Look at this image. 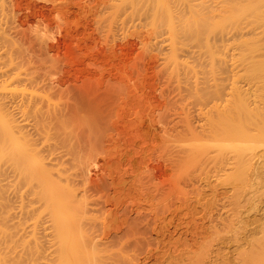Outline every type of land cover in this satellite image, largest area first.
<instances>
[{
	"label": "rangeland",
	"instance_id": "obj_1",
	"mask_svg": "<svg viewBox=\"0 0 264 264\" xmlns=\"http://www.w3.org/2000/svg\"><path fill=\"white\" fill-rule=\"evenodd\" d=\"M0 1V5L4 4L3 9L0 6V11L3 10L0 19L4 21L0 24V50L5 60H0L4 62L0 63V69L10 67L19 78L22 75L16 87L23 84L17 91L4 93L6 100L4 94L1 96L3 105L10 97L23 96L21 107L6 103L10 110L5 109L16 121L18 134H24L21 136L40 150L53 178L66 186L72 200L77 195L73 202L76 208L81 204L83 212L78 215L79 209L73 204L69 216H74V212L78 217L83 214L79 218L83 222L76 221L83 223L80 236L86 234L91 264H243L247 257L240 254L246 251L250 256L251 248L256 250L258 243L261 252L264 251V159L259 158L263 164L257 159L263 148L256 150V156L252 152L256 158L251 155L254 159L246 160L253 157L248 156L247 150H244L248 153L244 152L246 158L235 153L232 149L237 145L235 142L232 147L228 143L226 149V143H220L224 145L222 150L218 142V147L215 142H210L211 146L205 142L213 133L209 132V126L220 125L218 118H228L226 121L232 120L231 123L238 119L234 105H238L239 95L245 94L243 101L248 105L244 110L250 104V114L255 110L259 118L264 116V91L260 99L254 96L261 87L254 94V89H249L255 88V74L256 79L252 76L254 79L249 80L244 77L246 73L243 76L244 73L238 72L236 81L228 83L236 75L229 74L228 63L223 60L228 52H223L224 55L220 52L225 51L226 36L222 34L221 38L219 31L211 35L210 29L207 33L206 23L210 25L212 20L208 21L211 15L208 8L214 9L217 0ZM217 7L215 13L220 11L216 12ZM212 27L209 28L214 30ZM206 43L208 49L211 43L216 50L207 51ZM210 51L222 57L220 61L216 57L220 66L214 62V77L209 73L212 67L207 65L214 57ZM10 63L16 64L15 67ZM0 76L4 77V73ZM211 77L217 79L213 81ZM261 77L260 83L264 82V76ZM215 82L225 86L212 90L219 86ZM234 84L242 89V94L234 86L227 88ZM235 95L238 98L234 102ZM229 96L235 104L226 101ZM239 109L242 110L241 105ZM227 112L236 117H228ZM239 113L249 115L248 111ZM17 119L22 123L18 124ZM255 119L249 123L255 124ZM239 125L241 130L242 126L250 127ZM257 128L263 142L264 131ZM4 168H7L4 173L10 174V167ZM8 174L5 176L10 184L14 182V173L13 180ZM20 183L23 204H32L25 182ZM19 184L15 188H20ZM33 187L39 188L35 182ZM6 190L15 200L9 198L11 205L18 203L15 204L18 207L19 196L15 199L10 188ZM34 201L37 202V196L33 200L38 207L35 215L39 217L37 264L49 261L54 264L58 248L52 245V215L45 212L41 200V203ZM13 206L12 214L17 212ZM24 208L22 214L17 212L23 221L27 218ZM14 218H18L17 214L12 215ZM256 254L252 253L253 259Z\"/></svg>",
	"mask_w": 264,
	"mask_h": 264
},
{
	"label": "bare ground",
	"instance_id": "obj_2",
	"mask_svg": "<svg viewBox=\"0 0 264 264\" xmlns=\"http://www.w3.org/2000/svg\"><path fill=\"white\" fill-rule=\"evenodd\" d=\"M215 1V0H214ZM219 1V2H218ZM1 2V1H0ZM2 3H4L3 2V0H2ZM213 3H211V5H212ZM218 4V5H217ZM2 5V4H1ZM0 5V6H1ZM4 5V4H3ZM3 5L1 6L2 7V9L4 8L3 7ZM220 6V8H218L217 6ZM209 7V6H208ZM212 7V6H211ZM208 8V11H210V9H211V11L213 10V12H214V9H215V7H217L216 8V12L218 11V10H220L218 13H215L214 12V15H213V13L210 11L209 12V14L208 15H212V17H211V15H210V17H209V19H208V17H207V19H208V21L210 20V19H212V20H210L211 22H209L210 23V25L209 24H207L206 23V26L208 25V27H207V33H209V29L210 30H212V31H210V34H211V32H215L216 34H218V32L217 31H219L220 32V37L222 38V34H224V36H226V37H224V38H226V40L228 41L227 42V44H226V40L225 39H223V40H225V45H226V47H225V51H220V52H224V53H227L228 52V54H225L224 55V53L222 54V55H224V56H226L227 57V55H228V59L227 58H224L223 57V60L224 61H226L227 63H228V71H229V74H231V73H233V74H231V75H234V73H235V77H231L232 79H233V81L231 82H229L228 81V83H231V84H233L234 83V80L237 78V74H241V73H244L243 74V76L245 75V73H246V75L244 76L245 78H248L249 80L251 79V80H253L255 77L257 78H255L256 80L255 81H253V83H255L256 82V85L254 84V86H255V88H249V89H254L253 90V94L254 93H256V90H259V89H257V88H260L261 89V91L259 92V94L257 93V94H255V96L254 97H256V95H258V97L260 98L261 96H263V91H264V82L263 81H261L262 83H260V80L262 79V77L261 76H264V0H217V2H215V6H214V9H213V7L212 8ZM2 12H3V10H2ZM1 11H0V13H2ZM3 14V13H2ZM1 14V15H2ZM0 15V16H1ZM205 16H207V15H205ZM213 16H215V17H217L216 19H214V17ZM4 17V16H3ZM3 17H1V18H3ZM4 19V18H3ZM215 21H214V20ZM1 20L2 19H0V24L1 23H4V21L3 22H1ZM205 20V19H204ZM213 21V22H212ZM6 22H7V20H6ZM214 23V24H213ZM212 27V28H214V30L213 29H211V28H209V27ZM7 27V26H6ZM4 30V29H3ZM4 32V31H3ZM0 34H2V27H1V29H0ZM216 34H214L213 33V35H216ZM130 35V34H129ZM212 35V34H211ZM2 35H0V37H1ZM127 37V36H126ZM130 38V37H129ZM214 38V37H213ZM1 39V38H0ZM223 40H220L221 42L223 41ZM216 42H217V40H216ZM212 44H214V42L212 41L211 42ZM211 43H210V48H211V50H212V52H214L215 50H216V45H215V47H213L212 45H211ZM218 45H219V42H218ZM222 45V47L224 48V44H221ZM207 46H208V44L206 43L205 44V47H206V49H208L207 48ZM212 47L214 48V50L212 49ZM221 47V49L220 50H224L223 48ZM3 48V47H2ZM209 48V49H210ZM219 48V47H218ZM6 49V48H5ZM161 49V48H160ZM209 49L207 50V51H209ZM218 50V49H217ZM2 51H4V49L2 50ZM206 51V52H207ZM219 51V50H218ZM218 51H216L217 53H218ZM161 52V51H160ZM159 52V53H160ZM0 56L2 55V53H4V52H1V50H0ZM209 54H211V55H215V53H211V51L210 52H208ZM207 53V54H208ZM208 54V55H209ZM219 55H221L220 53H218V55L217 56H214L213 57V59L215 58L216 60H208V61H210V63H211V61H213L212 63H211V66H209L210 65V63L209 62H207V63H209V64H207L208 65V67L210 68V67H212V72H210V70H209V73H211L212 74V76H213V74H215L214 73V71H213V69L215 70V68H214V62H215V64L217 63V62H219L220 61V59H222V57L221 56H219ZM4 56L2 55L1 56V58H0V60L2 61H5L4 59H2ZM209 57H211L212 58V56H209ZM208 57V58H209ZM216 57H219L218 58V60L219 61H217V58ZM207 58V57H206ZM206 58H204V60L206 59ZM9 60H12V58H9ZM20 60V59H19ZM223 60H221V62L223 61ZM228 60V61H227ZM217 61V62H216ZM223 61V62H224ZM10 62V61H9ZM12 63H13V61H11ZM205 62H206V60H205ZM1 64L2 63H4V62H0ZM12 63H10L11 64V66H12V68L13 67H15V66H13V65H16V64H13L12 65ZM16 63V62H15ZM0 64V65H1ZM7 64H8V67L10 66L9 65V63L7 62ZM224 64H225V62H224ZM18 65V64H17ZM216 65H218V66H220L219 64H216ZM224 66V65H223ZM225 66H226V64H225ZM0 67H2V66H0ZM4 67V66H3ZM7 67V66H6ZM22 67V66H21ZM216 67V66H215ZM222 67V66H221ZM227 67V66H226ZM10 68V67H9ZM9 68L8 69H0V72H1V70H2V73L1 74H3L4 73V77H2V76H0V78L2 77V79H0V264H37L38 262H37V260H38V258L36 257V254H37V248H39V241H38V237H37V233H38V230H37V225H38V218L39 217H37V215H35L36 214V212H34V210H37V208L34 206L35 204H33V200L36 198V196H37V202L39 203L40 202V200H41V202L42 203H44V207L48 210H46L45 212H47V214L49 215L50 213V215H52V216H50L51 218H50V220H51V222H50V227L53 229L52 230V232L53 233H51V234H53L52 235V245H54V248H58V250H57V252H56V259H55V263L54 264H84V263H86L85 261H88V263H90L89 262V258H90V255H92V253L90 252L89 253V249H87L88 248V246H89V242L88 243H86V241H85V236H86V234L85 235H83L84 233H86V231L82 234L83 235V238L80 236L81 235V233L84 231V229L82 230V228H83V223H81V222H78V221H76V220H79V218H82L81 216L83 215V214H80L81 216H79L78 217V212L79 211H81L80 210V208H81V204H79L80 205V208H79V206H78V204H77V208H76V206H75V204H74V199L75 198H77L76 196H75V198L72 200V195L69 193V191H67L68 189H65L66 188V186H65V188L63 187V186H61L60 184H59V182L58 181H56L54 178H53V176H52V173H51V171H50V168L47 166V164H46V161L44 162V160H43V158L41 157V154H40V150L36 147V145L35 144H31L30 143V141H29V143L26 141L27 140V138H26V140L23 138L24 136V134L22 135V134H18V131L19 130H16L17 128H16V126H14V123L16 124V121L14 122V120H12V118L10 117V112L8 113L7 112V110L9 109H7V107H5L6 106V103H8V105L10 104V106L11 105H13V106H15V107H21V105L23 104V96H21V97H19V98H17L18 97V94H17V97L15 96V97H10L11 99H7L8 101H6L5 102V100H6V96H5V94L4 93H6L7 94V91L9 92V93H11L13 90H16V88H18L19 89V87L21 86V85H23L22 83H21V85H19V87H16V86H18V85H16L15 83L17 82V81H19L18 80V78H19V75H18V73L16 72V71H11V70H9ZM218 68V67H217ZM216 68V69H217ZM17 70H19L18 68H16ZM15 69V70H16ZM4 70V71H3ZM9 70V71H8ZM8 71V72H7ZM216 71V70H215ZM220 71V70H219ZM231 72V73H230ZM239 72V73H238ZM20 73V72H19ZM24 73V72H23ZM0 74V75H1ZM26 74V73H25ZM219 74V73H218ZM240 74L238 75V76H240ZM247 74H250L251 75V77H249ZM254 74H255V77H254ZM29 76V75H28ZM211 76V75H210ZM248 76V77H247ZM254 78H253V77ZM257 76H259V77H257ZM32 77V76H31ZM214 77V76H213ZM213 77H211L212 78V80L214 79ZM215 77H217V76H215ZM4 78V79H3ZM20 78H22V75H21V77ZM19 78V79H20ZM253 78V79H252ZM264 78V77H263ZM215 79H217V78H215ZM215 79L213 80V81H215ZM248 79H246V80H248ZM260 79V80H259ZM22 80V79H21ZM229 80V79H228ZM257 80H259V82L257 81ZM213 81H212V83H213ZM236 81V80H235ZM248 82V83H247ZM247 82H245V83H247V85L249 84L250 85V82L249 81H247ZM257 82H258V84L260 85H258L257 84ZM30 83H31V81H30ZM211 83V84H212ZM19 84V83H18ZM215 84H217L216 82H215ZM214 84V85H215ZM262 84V85H261ZM32 85V84H31ZM217 85H219V86H215V88L214 89H212V90H215L217 87L218 88H220V85L221 84H217ZM225 85H227V81H226V84ZM225 85H221V87L222 86H225ZM246 85V86H247ZM252 85V84H251ZM229 86H231V87H227V88H229V89H231L232 88V86H234V88L235 89H237L238 87L234 84V85H229ZM213 87V86H212ZM251 87V86H250ZM253 87V86H252ZM224 88V87H223ZM222 88V89H223ZM233 88V89H234ZM232 89V90H233ZM246 89H248V88H246ZM249 89H248V91H249ZM217 90V89H216ZM226 90V89H225ZM263 90V91H262ZM11 91V92H10ZM17 91V90H16ZM206 91V90H205ZM227 91V90H226ZM225 91V92H226ZM231 91V90H230ZM229 91V92H230ZM238 91H242V89H237L236 90V92H238ZM244 91H245V89H244ZM228 92V91H227ZM236 92H234V94L236 93ZM239 92V93H240ZM245 92H247V91H245ZM244 92V93H245ZM251 92V91H250ZM249 92V93H250ZM258 92V91H257ZM8 93V94H9ZM215 93V92H214ZM216 93H217V91H216ZM238 93V94H239ZM262 93V94H261ZM4 94V96H2ZM13 94L14 93H12V96H13ZM200 94V93H199ZM230 94V93H229ZM241 94H242V92H241ZM10 95V94H9ZM20 95H21V93H20ZM19 95V96H20ZM231 95L233 96V93L231 92ZM230 95V96H231ZM245 94H242L241 95V97H240V95H239V98L238 97H236V95H235V98L233 99V101L236 99V98H238V100L236 99V101H238V105L240 104L241 105V109L242 110H240L239 108H240V105H239V108H235V105H236V107L238 106L237 105V103L235 104L233 101V103L235 104L234 105V112H235V110H237L236 111V116H238L237 118L238 119H236L234 122H232L231 123V121L232 120H230V122L229 121H226L228 118H226V119H222V118H218V117H220L219 116V114H218V116H217V118H218V120H220V122H218V123H220V125L217 123V121H216V123L218 124H216V123H214V125L216 126L217 125V127H219V130H217L218 128L217 127H213V128H215V129H213L211 126H213V124L211 125V126H209V132H213V133H210L209 135H210V139L208 138V139H206V140H209V141H205V142H207V144L208 143H214V145L216 146V142H218V144H222V143H224V145H225V143H226V146L224 147V145L222 146L221 144H220V146H222V148H221V150L223 149V147L226 149V147H227V144H228V147H232V144H233V142H235V144H239V147L241 148V150H240V148L238 149V146L236 147V146H234V147H232V149H234L233 151H235V153H237V154H242V157L246 154H250V155H248V156H251V155H253V153H254V155L256 156V150H260V149H262V150H264V147H263V145L264 144H261V143H264V141L262 142V137L260 138V135H261V133L260 132H258V131H256L255 129L257 128L258 130H260V131H264V122H261V121H264V116H261V118H259L260 116L259 115H256L257 114V112H255V110L254 111H252V112H254L253 114H250L251 112L249 111L250 109V104H249V108L247 109V110H244V109H246L247 107V105L248 104H246L245 105V102L243 101V98H245V96H244ZM259 95H261V96H259ZM1 96L2 97H4L5 98V100H4V105H3V99L1 98ZM204 95H202V97H203ZM229 96V97H230ZM207 97V96H206ZM215 97V96H214ZM218 97H219V95H218ZM228 97V99L226 100V101H228V100H230V99H232V97H230L229 98ZM8 98V97H7ZM33 98V97H32ZM220 98V97H219ZM225 98H227V97H225ZM259 98H257V99H259ZM242 100V102H241V100ZM254 99V98H253ZM252 99V100H253ZM261 99V98H260ZM208 100V99H207ZM206 100V101H207ZM246 100V99H245ZM263 101H264V99H262ZM220 101V100H219ZM254 101H256L255 99H254ZM259 101V103H261V101L260 100H257V102ZM222 102H224V101H222ZM230 102H231V100H230ZM231 102V103H232ZM248 102V101H247ZM257 102H255V105L257 104ZM221 103V102H220ZM242 103V104H241ZM258 103V104H259ZM212 104V103H211ZM217 105H220V104H218V103H216ZM226 104H228V103H225V105ZM230 104V103H229ZM264 104V102L262 103V105ZM206 105V104H205ZM242 105L243 106H245L244 108H242ZM26 106V105H25ZM253 106H254V103H253ZM253 106L251 107V109L253 108ZM258 106V105H257ZM264 106V105H263ZM212 107V106H211ZM215 107V106H214ZM224 107V106H223ZM7 110H6V109ZM24 108V107H23ZM258 108V107H257ZM17 109H21V108H17ZM223 109V108H222ZM240 111H239V110ZM10 110V109H9ZM8 110V111H9ZM221 110V109H220ZM21 111H22V109H21ZM216 111V110H215ZM217 111H218V109H217ZM231 111V110H230ZM242 111V114H244V112L246 113L247 111L249 112V115H248V113H246V115H245V117H247V118H245L244 117V115L242 116L241 115V113H239V112H241ZM257 111H259V109H257ZM14 112V111H13ZM16 112V111H15ZM224 112V111H223ZM228 112H229V110H228ZM228 112H227V114H228ZM238 112V113H237ZM262 112V111H261ZM261 112H258V114L260 113L261 114ZM225 113V112H224ZM224 113H223V115H224ZM230 113V112H229ZM262 113H264V112H262ZM17 114H19V113H17ZM220 114H222L221 112H220ZM237 114H240V116L241 117H243V118H241L239 115H237ZM226 115V114H225ZM224 115V116H225ZM229 115V114H228ZM227 115V116H228ZM232 116V119H234L233 118V116H234V114H231ZM251 115H253V116H251ZM263 115V114H262ZM236 116H234V117H236ZM250 116V117H249ZM256 116V117H255ZM12 117H13V115H12ZM15 117V116H14ZM222 117V116H221ZM228 117H230V115L228 116ZM230 117V118H231ZM253 117V118H252ZM259 121V122H257V124L259 123L260 124V126L259 125H257L256 124V119ZM258 117V118H257ZM210 118H212V117H210ZM209 118V119H210ZM214 118H215V116H214ZM217 118L215 119V120H217ZM249 118H250V120H249ZM252 118V119H251ZM263 118V119H262ZM240 119H242L241 121H240ZM246 119V120H245ZM248 119V120H247ZM254 119H255V124H253L254 122H252V123H249V121H251V120H253L254 121ZM26 120H28V119H26ZM213 120V119H212ZM223 120V121H222ZM17 121H18V119H17ZM239 121V123H238V125L239 126H242V125H246V124H248V126H250V127H247V126H242V128L245 130V127H247L248 129H251V127L254 129L255 127V133L257 132V135L256 134H252V133H254L252 130H246V131H244V132H246L245 134H244V132L241 130V128H239L238 127V125L236 126L235 124L237 123ZM247 121V122H246ZM19 122V121H18ZM210 122V121H209ZM223 124H222V123ZM225 122H227V124L225 123ZM241 122V123H240ZM242 122H244V123H242ZM261 122V123H260ZM21 123H22V121H21ZM20 122L18 123V124H21ZM30 123V122H29ZM211 123H213V122H211ZM230 125H229V124ZM262 123H263V125H262ZM28 124V123H27ZM79 124V123H78ZM226 126H225V125ZM233 124H234V126H233ZM251 124H252V126H251ZM17 125V124H16ZM230 126V128H228L229 126ZM257 125V126H256ZM89 126V125H88ZM223 126V127H222ZM233 127V131H231L232 130V127ZM238 128V130L236 129V127ZM263 126V127H262ZM15 127V128H14ZM19 127V126H18ZM74 127H75V125H74ZM234 127H235V129H234ZM260 127H262V128H260ZM33 128V127H32ZM217 128V129H216ZM223 128H228L227 130L229 131H227L226 129H225V131H223L224 129ZM88 129V128H87ZM211 129H213V130H215V131H213V130H211ZM230 129V130H229ZM78 130V129H77ZM252 131V133H249V132H251ZM89 132H91V131H88L87 133H89ZM216 132H217V134H216ZM228 132V133H227ZM231 132V133H230ZM20 133H21V131H20ZM218 133H219V135H220V137L219 138H217L219 135H218ZM249 133V134H248ZM259 133H260V135H259ZM216 134V135H215ZM224 134V135H223ZM23 137H22V136ZM27 135V134H26ZM78 135V134H77ZM89 135H91V134H89ZM212 135H214L215 137H213ZM218 135V136H217ZM259 135V136H258ZM222 136V137H221ZM87 137V136H86ZM43 138V137H42ZM73 138V137H72ZM29 140V139H28ZM89 141V140H88ZM197 141V140H196ZM232 142V143H231ZM237 142H240V143H237ZM90 143V142H89ZM208 144V146H211V145H213V144ZM243 144V146H241L242 144ZM45 144V143H44ZM235 144H233V145H235ZM206 145V144H205ZM229 145H231V146H229ZM262 145V147L260 148V146ZM82 146V145H81ZM92 147V146H91ZM216 147H218V146H216ZM227 147V148H228ZM259 147V148H258ZM220 148H219V150H220ZM245 148V149H244ZM256 148H258V149H256ZM231 149V150H232ZM237 149V150H236ZM255 149V150H254ZM55 150V149H54ZM217 150V149H216ZM218 150V151H219ZM230 150V151H231ZM244 150H247L246 152H248V153H246ZM224 151V150H223ZM227 151V150H226ZM242 151H243V153H242ZM254 151V152H253ZM261 151V150H260ZM225 152V151H224ZM244 152H245V154H244ZM253 152V153H252ZM258 152V151H257ZM260 153V152H259ZM262 153H264V151H262L261 152V155L260 156H262V157H258L257 156V159L259 160V161H261L262 159H264L263 158V156L264 155H262ZM221 154H222V152H221ZM240 154V155H241ZM258 154V153H257ZM239 155V156H240ZM253 155V156H254ZM248 156H244L243 158H246V157H248ZM253 156H251V157H253ZM254 156V157H255ZM45 157V156H44ZM242 157H240V159H243ZM254 157L253 158H250V157H248L249 159H247L246 158V160H250V159H254ZM239 158V157H238ZM256 158V157H255ZM261 160H260V159ZM47 159V158H46ZM256 159V160H257ZM255 160V161H256ZM257 160V161H258ZM259 161L257 162L258 164H260L259 163ZM222 162V161H221ZM240 162V161H239ZM244 162H245V160H244ZM253 162H254V160H253ZM263 162H264V160H263ZM263 162H262V164H263ZM7 163V164H6ZM242 163V162H241ZM251 163H252V160H251ZM250 163V164H251ZM256 163V162H255ZM256 163V164H257ZM6 164V165H5ZM9 164V165H8ZM58 164V163H57ZM243 164V163H242ZM261 165V164H260ZM4 166H9L10 167V174H8V173H6V174H8V177H9V175H11L12 173H14V182L13 181H11L10 182V184H8V180H10L9 178L7 179V177L5 176L6 174L4 173L6 170H7V168H4ZM53 166V165H52ZM255 166V165H254ZM257 166V165H256ZM263 166H264V164H263ZM262 166V167H263ZM261 167V166H260ZM245 168V167H244ZM250 168V167H249ZM257 168V167H256ZM255 168V172H256V170H258V169H256ZM11 169H12V173H11ZM52 169V168H51ZM56 169V168H55ZM8 170H9V168H8ZM252 170H253V166H252ZM251 171V170H250ZM249 171V172H250ZM254 171V170H253ZM264 171V170H263ZM9 172V171H8ZM246 172V171H245ZM249 172H248V175H249ZM258 172H259V170H258ZM262 172V171H261ZM251 173V172H250ZM254 173V172H253ZM260 173V172H259ZM264 173V172H263ZM5 174V175H4ZM256 174V173H255ZM258 174V173H257ZM5 176V177H4ZM12 177H11V179L13 180V175H11ZM251 176V175H250ZM2 177H4V178H6L7 179V182H6V179H5V182L7 183V186H5L4 187V179H2ZM255 177V176H254ZM24 178V179H23ZM256 178V177H255ZM247 178H245V180H246ZM24 181L25 183V187H26V190H28L29 192H30V194H29V192L28 191H26V194H29L30 196H32L31 197V201L32 202H30V203H32V204H29L28 202H26V203H28L26 206H24V204H26V203H24L23 204V201H22V193L23 192H21V183H20V181ZM36 183V184H38V186H39V188H35L34 189V187H33V183ZM20 183V184H19ZM62 183V182H61ZM16 184H19L20 185V188H15L16 187ZM64 185V184H63ZM8 187V189L10 188V190L9 191H11V193L13 192L14 193V195L16 196L15 197V199H18V198H20V199H18V200H20V202H19V205H18V207H19V211H18V207L15 205V204H18V203H13V205H11V201H9V198H13V197H9V195H11L10 194V192L8 193L7 191L8 190H6V188ZM69 188V187H68ZM38 189V190H37ZM28 192V193H27ZM73 192V191H72ZM6 193H8V195L6 194ZM202 193V192H201ZM203 194V193H202ZM13 195V194H12ZM19 197H18V196ZM40 195V196H39ZM78 195H79V192H78ZM82 195V194H81ZM18 197V198H17ZM24 197V196H23ZM85 197V196H84ZM80 198H82V196L80 197ZM259 198V197H258ZM33 199V200H32ZM11 200V199H10ZM14 200V198L12 199V202H15V200ZM43 200V201H42ZM253 200V199H252ZM251 200V201H252ZM255 200V199H254ZM259 200V199H258ZM17 201V200H16ZM25 201V200H24ZM29 201V200H28ZM74 201V202H73ZM245 201V200H244ZM261 201V200H260ZM34 202H36V201H34ZM36 202V203H37ZM40 202V203H41ZM81 202V201H80ZM85 203V202H84ZM256 203H257V201H256ZM255 203V204H256ZM73 204H74V206H75V208L76 209H79L78 211H77V214L78 215H76V214H74L73 213V215L75 216H69V214L70 215H72L70 212H72L73 210ZM11 205V206H10ZM41 205V207H42V205L43 204H40ZM40 205H39V207H40ZM12 206L13 207H15L16 209L15 210H17V212H20V214H22V212L24 211L23 210V208L25 209V212H26V214H24V215H27L26 217L27 218H25V222L23 221V218H21L19 215H18V213L17 212H15L14 211V215H15V217H16V214H17V219L16 218H14V219H12ZM38 206V205H37ZM255 207V206H254ZM36 208V209H35ZM14 210V209H13ZM42 210H44V209H42ZM71 210V211H70ZM253 210V209H252ZM251 210V211H252ZM258 210V209H257ZM264 210V209H263ZM74 211H75V209H74ZM24 212V213H25ZM81 212H83V211H81ZM16 213V214H15ZM39 213V212H38ZM249 213V212H248ZM232 214V213H231ZM39 215H40V213H39ZM240 215H242V214H240ZM22 216V215H21ZM245 216V215H244ZM14 217V216H13ZM77 217V219H75ZM219 217V216H218ZM262 217V216H261ZM74 218V219H73ZM247 219V218H246ZM256 219H258L257 217H256ZM15 220V221H14ZM81 220V219H80ZM79 220V221H80ZM83 220H84V218H83ZM226 220V219H225ZM82 221V220H81ZM224 221V220H223ZM240 221V220H239ZM248 221V220H247ZM83 222V221H82ZM219 222V221H218ZM236 222V221H235ZM262 223V222H261ZM224 224V223H223ZM239 224V223H238ZM49 225V224H48ZM82 227H81V226ZM217 225V224H216ZM255 225V224H254ZM224 226V225H223ZM227 226V225H226ZM235 226V225H234ZM49 227V228H50ZM237 229V228H236ZM239 229V228H238ZM263 229V228H262ZM235 231V230H234ZM237 231V230H236ZM243 233H244V231H243ZM261 235V234H260ZM251 237V236H250ZM258 237V236H257ZM51 239V238H50ZM260 239H261V237H260ZM264 239V238H263ZM262 239V240H263ZM49 240V239H48ZM234 241V240H233ZM247 242V241H246ZM263 242V241H262ZM242 244V243H241ZM248 244V243H247ZM259 244V243H258ZM256 245V244H254V245H256V246H260V245ZM48 246V245H47ZM91 246V245H90ZM41 247V246H40ZM255 246H253V248H254ZM258 247H256L257 249V251H258V253L256 252V250H255V248H254V250L251 248V252L253 253L254 252V254H256L257 256H256V258L254 257V259L255 260H258V261H255L252 257L254 256V255H252V253H251V255L249 256V253L248 254H246V251H245V253H243V254H240L241 256L240 257H244V256H242V255H245L247 258H244V263L243 264H250V261L251 262H253V263H251V264H264V251L263 252H261L262 250H260V249H262L261 247H259V249H258ZM263 247V246H262ZM250 249V248H249ZM246 250V249H245ZM263 250H264V247H263ZM56 251V250H55ZM241 251V250H240ZM239 251V252H240ZM261 253H260V252ZM248 252V251H247ZM256 252V253H255ZM242 253V252H241ZM197 254V253H196ZM237 254H238V252H237ZM259 254H262V255H259ZM38 255V254H37ZM202 255V254H201ZM248 255V256H247ZM238 256V255H237ZM259 256V257H258ZM261 256V257H260ZM263 256V257H262ZM54 257V258H55ZM196 257H198V256H196ZM200 257V256H199ZM249 257V258H248ZM42 258V257H41ZM195 258V257H194ZM194 258H193V261H194ZM251 258V259H250ZM258 258H260V259H258ZM47 259V258H46ZM187 259V258H186ZM188 259H189V257H188ZM200 259H202V257L201 258H199V259H197V260H200ZM237 259H239V257L237 258ZM242 259V258H241ZM240 259V260H241ZM248 260V262H247V260ZM49 260V259H48ZM192 260V259H191ZM243 260V259H242ZM241 260V261H242ZM246 260V261H245ZM250 260V261H249ZM252 260H254V261H252ZM47 261V260H46ZM206 261V260H205ZM235 261H237L236 260V258H235ZM45 262V261H44ZM52 262V261H51ZM84 262V263H83ZM192 261H190V263H191ZM204 262V261H203ZM247 262V263H246ZM193 263V262H192ZM201 262H199V264H200ZM205 263V262H204ZM223 263H224V261H223ZM229 263V262H228ZM237 263V262H236ZM46 264H51L50 263V261L49 262H46ZM52 264H53V262H52ZM91 264V263H90Z\"/></svg>",
	"mask_w": 264,
	"mask_h": 264
}]
</instances>
